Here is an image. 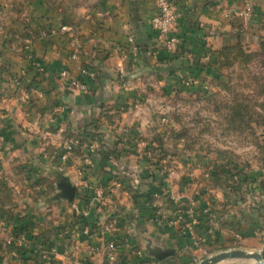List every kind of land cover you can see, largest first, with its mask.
Returning a JSON list of instances; mask_svg holds the SVG:
<instances>
[{"label": "crops", "instance_id": "1", "mask_svg": "<svg viewBox=\"0 0 264 264\" xmlns=\"http://www.w3.org/2000/svg\"><path fill=\"white\" fill-rule=\"evenodd\" d=\"M172 1L181 13V44L176 53L156 44L150 52L155 61L146 57L153 47L147 42L156 43L150 24L154 0H0V196L13 193L0 198V213L5 209L10 215L3 217L29 225L28 232H10L0 221L3 264H197L199 251L215 238L219 251L238 248L264 257V183L258 169L250 171L251 205L226 199L228 222L210 239L194 220L199 213L211 218L214 201L199 204L178 185L159 186L152 180L156 154L140 150L154 143L136 117L139 96L148 92L140 87L147 71L173 78L192 39L204 32L210 40L220 27L212 24L227 30L239 23L226 16L236 1ZM71 35L81 40L77 60L67 54ZM79 61L97 72L86 92L60 77L62 70L76 76ZM168 66L175 71H164ZM21 69L29 79L26 88L13 82ZM69 140L72 152L62 159L61 145ZM53 174L62 176L59 189H71L73 199L50 200ZM230 231L240 236L239 246L230 243ZM39 246L53 250L51 262L40 258ZM214 264L256 263L225 258Z\"/></svg>", "mask_w": 264, "mask_h": 264}, {"label": "rangeland", "instance_id": "2", "mask_svg": "<svg viewBox=\"0 0 264 264\" xmlns=\"http://www.w3.org/2000/svg\"><path fill=\"white\" fill-rule=\"evenodd\" d=\"M231 1L238 4V7H228L232 14L247 4L252 7L253 13L248 18L234 15V18L237 17L235 21L239 23H233V29L221 30V23L212 24L214 29L220 27L217 29L218 34L210 40L203 35L204 32L192 39L183 56L185 61L182 71H177L173 78L158 77L147 71L149 75L145 86L140 87H148V92L140 94L138 102L142 110L136 115L145 122L144 137L154 142L140 146L141 151L156 154L155 160L150 161L158 172L152 180L156 179V183L164 189L178 185L181 192L191 193L199 199V204L210 202L211 199L214 201L213 208L208 210L212 214L211 218L204 219L201 213L195 216L196 221L192 217L194 223H200L205 236L210 239L213 237H209L207 230L211 226L214 225L217 237L223 223L228 222L226 219H229V215L224 211L226 199L234 200L237 197L245 205H251L250 171L258 169L261 173L259 183H264V0ZM174 4L178 9L177 2ZM155 8L154 0V11ZM226 14L230 17L227 11ZM59 27L62 30V25ZM175 30L177 33V24ZM147 43L153 46L149 48L150 53L156 43ZM25 48L30 55V48ZM67 49L68 57L72 59L70 40ZM150 56L146 55L148 60H155L152 53ZM77 59L78 56L72 60ZM155 64L151 62V65ZM80 65L88 67L97 75L93 67L79 61L76 76L71 77L68 72L63 76L72 88L71 79L83 80L79 73ZM26 73L25 69L16 72L14 85H24L26 88ZM86 80L88 87L95 79ZM132 118L128 117L129 120ZM71 142L69 140L64 146L61 145L59 154L62 159H67L72 152L74 143ZM67 145L71 146V152H66L69 149ZM53 170L57 174L58 170ZM51 178L56 188L53 186L55 189L50 200L68 201L59 189L62 176L53 174ZM4 181L2 185L7 188L8 180ZM48 182L53 183L50 180ZM10 193L13 194L12 190L4 192L0 198L9 199ZM4 210L0 217L5 216L4 213L10 215ZM3 216L0 221L7 225L10 232L14 229L18 233L28 232L29 225L23 222V218L14 224V219ZM228 234L232 236L229 238L230 243L239 246L240 236L231 231ZM215 241L216 238L213 239ZM213 242L209 243L213 249L209 245L202 247L197 260L221 252V248ZM40 258L43 260L41 254ZM0 264L3 263L0 261Z\"/></svg>", "mask_w": 264, "mask_h": 264}, {"label": "built area", "instance_id": "3", "mask_svg": "<svg viewBox=\"0 0 264 264\" xmlns=\"http://www.w3.org/2000/svg\"><path fill=\"white\" fill-rule=\"evenodd\" d=\"M155 11L150 19L151 28L154 33L155 42L156 44H159L163 49L175 52L178 50V47L180 46V37L176 33L175 25L177 23L178 18L180 17V10L179 8L175 6L174 2L172 0H155ZM230 17L241 16L243 18H248L253 13L252 7L250 5H245L244 7L238 8L236 11H234V14L230 11L229 8L226 9ZM69 29L62 25V31H68ZM70 46L72 47L70 57L79 59V52L81 48V40L77 36H70ZM81 79H71V85L74 88H78L82 91L87 90V79H95V74L91 72V69H89L86 66L80 65L79 67ZM67 74V71L63 70L61 71L60 75L63 77ZM85 79V80H84ZM0 141H2V136L0 135ZM69 146L68 151L71 152V146ZM209 237H215L217 234V231L215 230V227L211 226L208 230ZM187 232L192 233L191 227H187ZM196 243H198V240L196 239ZM39 252L43 258V261L49 263L51 262V259L53 258V250L49 248H45L43 246H39ZM83 264H94L91 260H86L83 262Z\"/></svg>", "mask_w": 264, "mask_h": 264}, {"label": "water", "instance_id": "4", "mask_svg": "<svg viewBox=\"0 0 264 264\" xmlns=\"http://www.w3.org/2000/svg\"><path fill=\"white\" fill-rule=\"evenodd\" d=\"M63 188L62 195L68 199H71L73 194L72 190L69 188L67 189L66 186H63ZM225 258H252L256 261V264H264V260L258 252H248L241 249L221 251L215 255L204 258L197 264H214Z\"/></svg>", "mask_w": 264, "mask_h": 264}, {"label": "trees", "instance_id": "5", "mask_svg": "<svg viewBox=\"0 0 264 264\" xmlns=\"http://www.w3.org/2000/svg\"><path fill=\"white\" fill-rule=\"evenodd\" d=\"M166 63H170V61L168 60V61H166ZM175 69H176V67H174V68H172L171 66H168V67H165L163 70L164 71H167V72H169V73H172V72H174L175 71ZM96 78V77H95ZM88 82V81H87ZM88 90V89H87Z\"/></svg>", "mask_w": 264, "mask_h": 264}]
</instances>
